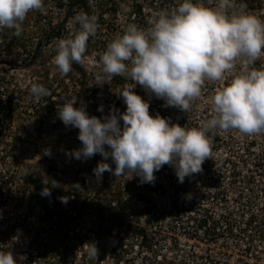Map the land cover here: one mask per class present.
<instances>
[{
    "label": "clouds",
    "instance_id": "obj_1",
    "mask_svg": "<svg viewBox=\"0 0 264 264\" xmlns=\"http://www.w3.org/2000/svg\"><path fill=\"white\" fill-rule=\"evenodd\" d=\"M233 7V0H215L214 6L201 0H182L171 11L154 13L147 28L127 25L124 33L107 45L100 56L101 69L95 74L100 87L116 76L133 82L116 91L126 111L110 109L102 121L90 117L86 107H74L76 98H69L58 107V119L79 130L82 148L68 155L77 160L96 154L104 160L111 157L114 172L101 162L93 169L97 180L107 171L118 178L135 174L141 183L152 184L154 173L169 165L182 184L186 177L200 173L210 157L209 133L236 130L247 136L264 134V65L249 69L264 56V20L243 11V5L240 11H230ZM44 8L45 0H0V30H14L19 36L27 15ZM69 24L78 25V30L55 42L52 60L54 74L58 70L63 76L72 71L74 63H84L89 39L99 29L97 16L85 12L74 15ZM237 63L245 70L210 97L212 116L199 127H181L159 114L153 117L149 102L134 91L140 85L163 100L165 107L187 112L192 102L201 98L206 81H224ZM29 91L35 99L51 95L45 86L35 83ZM50 194L48 188L41 192L42 197ZM87 254L96 259L94 244L87 245ZM0 264H17V260L12 252L0 250Z\"/></svg>",
    "mask_w": 264,
    "mask_h": 264
},
{
    "label": "rangeland",
    "instance_id": "obj_2",
    "mask_svg": "<svg viewBox=\"0 0 264 264\" xmlns=\"http://www.w3.org/2000/svg\"><path fill=\"white\" fill-rule=\"evenodd\" d=\"M70 1L71 0H45V8L43 10H34L27 15L22 24V31L19 36L14 35V30H0V89L5 95L12 94L13 97H15V103H17L18 100L20 101L18 105L14 104L17 105V107H13L12 117L14 121L11 124L12 131L9 136L5 137L3 145L6 146L5 148L7 151H13L14 154L19 157V160L23 162L22 171L24 173H28L29 170L35 172V183L27 182V194L30 193L28 192L30 189H35V193L37 192L36 188L38 190L40 189L37 196L32 194L27 195L26 201L22 202V204L18 200L11 202L14 204L16 202L21 204V211L23 214H26V212L30 213L31 210H34L39 214V202L45 201L46 203L49 201L41 196V192L45 188L51 190V187L54 184L63 188L72 183H83L89 186V192L96 193V191L90 189H97L98 193L104 197L103 198L100 195V199L103 198V200H107L108 202L113 197V195H111L113 192L110 194V192L107 191V181H110L112 184L111 188L113 191L119 184H126L127 187H134L137 182V178L133 174H129L127 177L118 178L111 172L107 171L103 174L101 180H97L93 175V169L97 167V164H95L94 167L91 166L89 169V160H92V158L89 160H77L68 155V153H71L73 150L82 148V143L78 139L79 130L74 129L72 132L60 131L53 127L52 125L55 123L54 121H57L58 119V117L55 116L57 114H54L52 119L40 118L38 114H35L36 111L34 107L43 106L46 103L47 98L51 95L40 99L33 98L29 91L32 84L35 83L45 86L51 94L54 89L56 92V100L58 101V110V107L63 106V101H67L70 97L81 98L85 95V90L89 88V82H91L90 79L95 78V74L101 69V65L96 64L93 58L88 55L85 57L84 63L81 64L83 74L73 70L67 76L61 75L58 70L55 71L54 74L53 70L55 66L52 63V60L56 55V41L52 42L49 47L44 45L39 47L40 39L44 38L45 34L49 32L54 25H57L64 19L65 10L69 7L68 5ZM136 1L143 4L145 13L148 15H153L154 13L161 11L159 9L156 10V7L158 6H156L155 2V8H151L150 4L152 0ZM132 2L133 0H128V4H125V6L121 8L120 15L117 16L116 19H113L112 17L107 18L109 23H113L115 27L116 25L118 26L117 33L110 32L109 27L106 28L111 35L115 36V38L125 29L126 18L131 14V11H133ZM201 2L206 6H214L215 4V0H201ZM233 5L234 7L230 9V11H240L241 6L243 5L245 6L243 11L264 20V0H261V8L255 10L246 6L242 0H233ZM72 17L73 16L71 15L70 18ZM70 18L68 19L64 39L68 38L70 34L75 33L78 30V25L69 24ZM104 35H108V32H105ZM38 47L39 50L37 54L41 55V57H38L35 60L33 57L36 56V54L33 55L32 53H34ZM95 54L96 53L94 52V55ZM30 57H32L33 60ZM262 65H264V56H261L254 65H250L249 69L253 67L260 68ZM243 70L245 69L237 63L233 72L226 74L224 81H206L202 88L201 98L193 101L190 109L187 111V119L189 123L185 127H199L202 121L211 118L210 97H212L219 88L226 86L232 79L233 75ZM127 83H130V80L120 76L114 77L111 83L103 85L102 92L99 94L100 100L103 102L110 101V94L115 97L113 102L119 105L117 107L119 111L126 109L123 100L118 97L116 91ZM138 88L139 86H135L134 88L137 95H139ZM65 89L68 90V93ZM87 94L89 93L87 92ZM142 99L144 98L142 97ZM149 99L150 98H145L144 100L149 102L150 106H152L155 111L161 110L158 112L161 117L167 118L171 115V117L179 119V110H173L171 114L168 115L165 111V107H163V105L159 106L162 102L158 99L152 98L151 101ZM74 107H85V104L83 106L82 104L76 103ZM87 113L89 115L88 108ZM40 133H42V135ZM258 135L260 136L259 139H257V143H261L260 138L262 134ZM209 136L211 140L210 157L206 160L210 161L215 159L217 160V164H221V162L224 161L223 157L226 156L225 151L229 153L230 157L235 155V153L239 151V147H242L246 142L247 135L240 134L236 130H230L228 132L216 130L214 133H209ZM15 141H17L16 145L14 143ZM216 141L221 142L216 144ZM12 144L14 145V149H12ZM254 144H256L255 141ZM67 146L70 147L65 149ZM230 147L231 149H229ZM219 149L225 151L221 154L214 155V152ZM4 150L5 149H3V151ZM106 150L110 151L107 148ZM96 155L102 157L100 154ZM100 161L105 163L103 160ZM110 166L114 172L115 164ZM83 169H85L86 172L85 179L83 177L79 179V173H81ZM52 173H56V179ZM202 174L205 173H202L201 171L200 173L193 174L191 177H186L185 179H187L189 183H193L194 181L199 182ZM86 175L89 176L86 177ZM154 175L156 176L154 182L157 184L158 189L154 192L155 194H147L146 203H150L149 207L151 209L152 203H154V207L157 208L156 211L158 213L155 214L154 217L148 216L151 209H144L147 218L141 216V226L143 227L142 233L147 239H149V241L156 239L154 234L161 232L162 227L160 221H163V216L168 215V219H171L174 215L173 212L177 210V214L175 215L176 219L183 222L180 209H182L185 201L189 204V207H192V203H195L194 198L197 197V193L200 191L196 182L194 185L190 184L189 188H187L188 195L186 198L172 190V184H175L179 189H182L181 185L183 183H179L174 168L169 165H164L162 169L155 172ZM169 183L171 184L170 186ZM129 192V194H124V196H117L119 203L123 201L126 205V209L134 208L138 204L134 202V195L132 194L136 193V190H131ZM189 195L191 196V199H188ZM54 199L55 204L60 203L59 198ZM107 202L103 205L106 206ZM11 203L6 207V211L9 212L13 222L18 220L20 213L17 209L12 208L15 206ZM107 207L113 209L109 205ZM116 207L115 212L113 210H111V212L118 214V216L111 217L109 213L104 212L109 216L107 219H103V216H100V212H94V210L93 212L87 210L85 213H81L77 221H75V233L73 232V235L74 237L76 235V238H74V241H111L110 238L120 237L121 234L125 232V229L127 228L126 225L129 227L131 224L129 218L125 217V212H123V214L121 210H119L120 207ZM2 211L3 210H0V221L3 216ZM163 211L173 214H167ZM134 214L136 217L137 214L135 212ZM146 219H150L151 221L147 220L149 221L147 223ZM38 226L39 224H35L34 227L29 226L30 231L28 230V233L25 232V229L20 228L17 230L16 234L13 235V241H2V243H4L8 250L13 253L14 258L17 260V264H61L60 261H62V259L54 262V260H51L52 257L50 256V253L43 255V252H45L46 248L51 245L52 241H50L47 236L48 232H43L42 234L39 233L40 226L39 228ZM136 232H138V230H136ZM124 238L126 241H132L129 237Z\"/></svg>",
    "mask_w": 264,
    "mask_h": 264
},
{
    "label": "built area",
    "instance_id": "obj_3",
    "mask_svg": "<svg viewBox=\"0 0 264 264\" xmlns=\"http://www.w3.org/2000/svg\"><path fill=\"white\" fill-rule=\"evenodd\" d=\"M259 136H246V142L231 157L223 149L216 150L214 155L226 152L224 161L217 164L215 159L205 160L202 173L206 175L202 174L199 182L189 183L185 179L178 194L186 198L187 188L196 182L200 191L194 198L195 203L189 207L184 202L180 209L183 222L176 219L177 210L171 219H168V215L163 216V221H160L162 230L154 234L156 239L152 241L143 235L141 226V216L147 218L144 209H151L150 203H146L149 194H145L141 200L137 193H132L134 202L138 204L126 209L123 201L119 203L118 197L114 198L111 192L113 197L107 202L97 189H90L96 191L94 193L89 192V186L83 183L68 185L73 190L64 207L74 216L75 221L87 210L99 212L103 208L104 212L109 213V205L112 208L120 207L119 210L125 212L124 216L129 218L131 225H126L125 232L120 237L110 238L111 241H74L71 232L73 240L64 243L69 252L58 257L62 259L61 264H264V134L261 135V143H257ZM100 160L114 165L111 157L106 161L95 159L89 160V169L95 164L98 166L102 162ZM85 174L83 169L79 179H85ZM110 184L107 181L106 186ZM154 184L156 187L157 184ZM120 185L123 188L121 195L130 193L126 190V184ZM72 201L77 204L70 209L68 202ZM156 210L152 203L148 216L154 217L158 213ZM108 217L106 215L105 218ZM147 220L150 219H146L148 223ZM124 237L132 241H126ZM89 244L97 248L96 259L88 257Z\"/></svg>",
    "mask_w": 264,
    "mask_h": 264
},
{
    "label": "trees",
    "instance_id": "obj_4",
    "mask_svg": "<svg viewBox=\"0 0 264 264\" xmlns=\"http://www.w3.org/2000/svg\"><path fill=\"white\" fill-rule=\"evenodd\" d=\"M243 3L252 9H260L261 8V0H242ZM154 2L156 3V10H169L171 11L175 7H177L180 3H182V0L176 1V0H152L150 6L151 8H155ZM125 4H128V0H71L69 3V7L65 10V17L64 19L58 23L57 25H54L49 32H47L44 36V38L40 39L39 47L42 45L49 47L52 42L58 41L61 38H64V34L67 29L68 25V19L74 15L75 13L79 12H85L88 15H95L98 18V24L99 29L97 32V35L92 38L90 37L88 42V49L86 56H90L93 58L94 62L98 65H100V56L106 51L107 45L111 43L115 36L111 35L112 33H117V25L112 23H109L107 18H113L116 19L117 16L120 15L121 8L125 6ZM132 4V10L131 14L126 18V26L129 24H136L140 28H147L149 25L147 24L148 19L153 16L152 14L145 13V9L143 7V4L137 2L136 0H133ZM114 26V27H112ZM109 27L110 32L106 29ZM105 29V30H103ZM124 29V31H125ZM124 31H121L119 35H122ZM105 32H108V35H104ZM104 35V36H103ZM106 36V37H105ZM38 49L32 53L33 55L36 54V56L33 57V59H37L38 57H41V55L37 54ZM94 52L96 53L94 55ZM40 53V52H39ZM32 55V56H33ZM32 59V57H30ZM30 59V60H31ZM32 59V60H33ZM73 71L80 72L83 74V71L81 69V64H73ZM91 82H89V88L85 90V95H83L81 98H76V101L78 104H82L86 107V110L88 108L89 110V116H95L97 118H101L103 121V118L109 115L110 109H117L119 106L117 103H114L113 96H110V101H101L99 98V94L102 92L103 86H97L95 83V78L90 79ZM130 83H133L130 81ZM139 86L138 88V94L141 95L144 99L150 98L151 99H157L153 94H150L146 92L142 86ZM68 93V90L65 89ZM76 92V91H75ZM87 92L89 94H87ZM106 92V91H105ZM154 96V97H153ZM141 97V98H142ZM71 98V97H70ZM160 102H162L159 106L165 107V102L163 100L158 99ZM20 101L18 100L17 103H15V97H13L12 94L5 95L2 90L0 89V210H3V216L2 220L0 221V250L5 252H10L6 245L2 243V241H13V235L16 234L18 229H25V232L28 233L29 226L34 227L35 224H39L40 226V234L43 232H48L47 236L52 241L51 245L46 248L44 254L50 253V256L52 257L51 260H54V262L59 260V256L66 254L69 252L68 246L66 244L64 245L65 241H72L73 238L70 236L71 232L75 233V218L70 213L69 210H65L64 203L61 202L62 200H68L71 197V191L73 190V187L65 186L63 188H60L57 185H53L51 187V196H46L45 198L49 201L45 203V201H41L40 203V210L39 214H37L34 210H31L30 213L26 212V214H23L21 211V204L22 202L26 201L27 195L32 194L34 196H37L39 194V190L30 189L28 190L27 194V186L29 182L35 183V172L32 170H29L28 173H24L22 171L23 162L19 160V157L14 154L13 151H7L5 148L6 146L3 145L5 137L9 136V134L12 131L11 124L13 123L14 119L12 117L13 115V107L18 105ZM64 103L66 101H63ZM62 102V103H63ZM58 101L56 100V92L53 89V93L49 98H47L46 103L42 106L34 107L36 113L40 118H47L52 119L54 117V114L56 117H58V110H57V104ZM17 104V105H14ZM126 106V105H125ZM103 108V111H98L99 108ZM77 108V107H76ZM160 108V107H157ZM179 110V119L176 117H171V112L173 110ZM126 109H123L122 111H119L120 113H124ZM161 110L155 111V109L150 106L149 107V114L153 117L160 112ZM165 111L167 112L168 116L167 118H170L173 124H179L181 127H185L188 125V119H187V112H184L178 108L175 107H165ZM53 113V116H52ZM159 114V113H158ZM55 123L52 125L56 129L60 131H74L75 128H72L71 126L66 127L62 121L57 119V121H54ZM121 128H123V121H120ZM76 131V130H75ZM43 133V132H42ZM42 133H40L42 135ZM63 136V135H62ZM71 142V141H67ZM15 145L17 144V141L14 142ZM69 145V144H66ZM82 145V144H81ZM14 145L12 144V149ZM70 146H67L65 149H67ZM105 148L109 149L107 146ZM3 149H5L3 151ZM110 150V149H109ZM104 159L103 157H99V155H96L92 157V160L95 159ZM56 173H52V175L55 178ZM105 174V172L103 173ZM155 174V173H154ZM137 178L136 185L134 187L128 186L126 187L127 191L136 190L137 195L141 200L145 197V194H151L154 190H157L158 187H154V183L147 184V183H141V179L139 176L133 174ZM56 179V178H55ZM28 182V183H27ZM33 183V184H34ZM71 185V184H70ZM111 186V185H110ZM108 186L107 191L112 192V188ZM172 190H174L176 193L179 192V187L175 186V184H172ZM138 191V192H137ZM123 192L122 186L119 184L117 185L116 189L114 190L113 194L114 197H117L121 195ZM54 198H59L60 203L55 204ZM20 201L19 203H11L12 201ZM9 203L13 204L12 208H15L19 211V216L17 221L12 222V217H10V214L8 211H6V207L9 205ZM70 205V209L76 207V202H68ZM116 208L109 209L110 216H118V214H114L111 212L113 210L115 212ZM100 216H103L102 218L105 219L106 214H104V209L101 208ZM38 226V228H39ZM37 228V229H38ZM76 238V235H75Z\"/></svg>",
    "mask_w": 264,
    "mask_h": 264
}]
</instances>
